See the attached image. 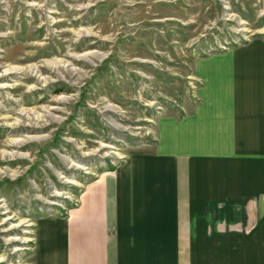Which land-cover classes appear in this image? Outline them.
Returning <instances> with one entry per match:
<instances>
[{
	"label": "rangeland",
	"instance_id": "rangeland-1",
	"mask_svg": "<svg viewBox=\"0 0 264 264\" xmlns=\"http://www.w3.org/2000/svg\"><path fill=\"white\" fill-rule=\"evenodd\" d=\"M257 42L264 0H0V264H34L40 219L154 154L200 71Z\"/></svg>",
	"mask_w": 264,
	"mask_h": 264
},
{
	"label": "crops",
	"instance_id": "crops-1",
	"mask_svg": "<svg viewBox=\"0 0 264 264\" xmlns=\"http://www.w3.org/2000/svg\"><path fill=\"white\" fill-rule=\"evenodd\" d=\"M200 78L154 154L36 223L34 264H264V44Z\"/></svg>",
	"mask_w": 264,
	"mask_h": 264
}]
</instances>
